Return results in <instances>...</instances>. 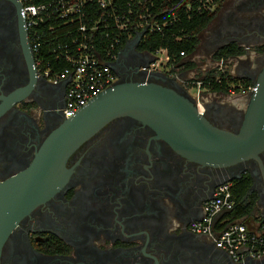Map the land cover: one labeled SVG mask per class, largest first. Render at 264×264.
Masks as SVG:
<instances>
[{"label": "flooded vegetation", "instance_id": "1", "mask_svg": "<svg viewBox=\"0 0 264 264\" xmlns=\"http://www.w3.org/2000/svg\"><path fill=\"white\" fill-rule=\"evenodd\" d=\"M23 20L21 0H0V181L27 169L52 134L72 126L62 112L66 85L42 77L36 53L23 45ZM200 36L194 53H208L218 62L214 69L235 61L229 91L203 88V112L214 124L237 130L253 93L249 86L264 68V0L223 3ZM225 47L241 52L217 59ZM149 58L139 47L121 55L116 83L142 79ZM162 72L152 79L172 84L165 75L175 74ZM195 81L175 88L184 92ZM260 158L203 164L177 152L142 120L114 117L70 151L51 178L57 189L16 221L1 264H239L191 225L204 216L219 183L242 177L251 179L243 220L248 226L263 222L264 150ZM244 264H264V258Z\"/></svg>", "mask_w": 264, "mask_h": 264}, {"label": "water", "instance_id": "2", "mask_svg": "<svg viewBox=\"0 0 264 264\" xmlns=\"http://www.w3.org/2000/svg\"><path fill=\"white\" fill-rule=\"evenodd\" d=\"M24 25L23 45L26 51H33ZM144 33L139 32L130 39L118 59L129 51H138ZM148 53L150 58L146 66L156 59L154 54ZM115 62L112 63L113 69ZM143 71L142 79L118 82L99 93L76 115L67 118L72 126L52 134L27 169L0 181V264L4 243L16 221L57 189V183L51 178L64 166L70 151L114 117L128 115L142 120L177 152L193 161L219 166H232L250 159L261 163L260 154L264 150V68L253 81L256 89L237 130L211 122L198 109L195 98L187 89L180 92L175 88L179 84L175 77L165 75L172 82L168 85L152 79L156 74H165L162 71ZM225 212L228 211L219 213L216 220Z\"/></svg>", "mask_w": 264, "mask_h": 264}, {"label": "built area", "instance_id": "3", "mask_svg": "<svg viewBox=\"0 0 264 264\" xmlns=\"http://www.w3.org/2000/svg\"><path fill=\"white\" fill-rule=\"evenodd\" d=\"M21 1L31 47L37 55L42 77L55 83H66L65 106L62 111L65 118L76 115L99 93L116 83L117 75L112 63L118 59L120 51L126 45L118 48L123 44L124 35H128V42L139 32L145 31L142 41L148 33L163 30L168 23L156 18L152 11V0L144 11L139 5L133 8L131 1L128 2V11L114 0H50L42 3H35L34 0ZM138 2L142 3V0ZM96 6L101 9L100 14L95 13ZM215 6V0H200L197 9L213 10ZM75 23H78L80 36L72 38L70 43H60V29L65 24ZM100 26L115 30L113 34L109 31L106 33L108 43L99 40ZM47 34L54 36L46 38ZM45 41L50 45L52 59H46L42 55ZM163 51L167 50L159 49L154 54L155 61L148 66L143 65L141 69L148 72L161 70L160 53ZM166 60H169L168 55ZM191 87H196V93L192 96L198 109L203 112L202 81H195ZM255 89L254 85L249 86V90ZM231 187V181L219 183L213 195L205 202L204 216L193 221L191 227L196 232L208 234L239 264L263 259L264 221L256 219L253 226L249 227L243 220L245 217L231 219L222 215L216 220L219 213L233 210L236 205Z\"/></svg>", "mask_w": 264, "mask_h": 264}, {"label": "trees", "instance_id": "4", "mask_svg": "<svg viewBox=\"0 0 264 264\" xmlns=\"http://www.w3.org/2000/svg\"><path fill=\"white\" fill-rule=\"evenodd\" d=\"M50 0H34L35 3L48 2ZM122 9L128 11V2H132V7L136 8L139 5L140 9H144L150 5L151 0L139 3V0H114ZM154 6L152 11L156 18L160 22L167 21V25L163 30L156 31L154 33H148L147 36L140 42L139 48L147 50L148 52L155 54L159 49L164 48L167 51L169 60L168 66H171L172 70H176L181 66H190L193 63L183 62V58L187 55L194 53L199 43V33L213 20L219 9L221 8L224 0H215L216 6L213 10L204 9L203 11L198 10L200 0H152ZM206 0H204L205 2ZM190 6V7H189ZM96 14H100L102 11L97 6L94 7ZM110 32L113 34L115 31L112 28H106L100 26L98 34L100 35L99 40H103L105 43L106 33ZM60 43H70L72 38L79 37L78 23L69 25L65 24L60 29ZM54 36V35H51ZM49 34L46 38L51 37ZM103 37V38H102ZM105 37V38H104ZM128 40V35H124L122 42L123 44L118 47H123ZM46 42V41H45ZM50 45L46 42L43 44L42 55L46 59H52V55L49 52ZM241 50L234 48L229 50L225 47L221 49L215 57L217 59H225L230 55L240 54ZM183 53V54H182ZM63 65V64H62ZM197 81H202V87L208 88L211 91L225 92L229 91L230 84L235 81L233 75L229 72L226 67L220 69H212L205 74V76L198 77ZM248 86V84H247ZM239 90V89H238ZM251 182L250 177H242L237 181H232V192L233 197L236 200L235 208L229 213L231 219L243 218L249 212V206L246 203L245 195L249 184Z\"/></svg>", "mask_w": 264, "mask_h": 264}, {"label": "rangeland", "instance_id": "5", "mask_svg": "<svg viewBox=\"0 0 264 264\" xmlns=\"http://www.w3.org/2000/svg\"><path fill=\"white\" fill-rule=\"evenodd\" d=\"M230 0H224V2L223 3H228ZM199 43L198 44H200L201 42H203V36L201 37L200 36V33H199ZM198 46V45H197ZM196 50V49H195ZM160 55H161V59H162V64H160L159 65V68L161 69V70H163V71H165V72H168L167 71V68H169L170 66H168L167 65V60H166V55H167V53L166 52H161L160 53ZM196 55V61L198 62V63H200V66L201 67H199V72L198 73H195L194 75H193V77H196V81H197V79H199L198 77H200V76H202L204 73H205V71H208V70H210V69H214V67L215 66H217V63L218 62H216V61H214L209 55H208V53H206L204 50H200L198 53H196L195 54ZM234 64H235V61H227L226 63H225V65H224V67H226L228 70H229V72L231 73V74H234V69H233V66H234ZM189 93L191 94V95H195V93H196V87H194V88H192V87H190L189 88ZM209 93V92H208ZM210 95L208 94V95H205L204 97L205 98H208ZM233 102H237L235 99H233L232 100Z\"/></svg>", "mask_w": 264, "mask_h": 264}, {"label": "crops", "instance_id": "6", "mask_svg": "<svg viewBox=\"0 0 264 264\" xmlns=\"http://www.w3.org/2000/svg\"><path fill=\"white\" fill-rule=\"evenodd\" d=\"M163 52H166V51H163ZM189 61L193 64L190 66H187V67L181 66V67L177 68L176 70H172L171 66L169 68H167L168 72L175 74L174 75V76H176L175 79L180 84H182L181 83L182 81H187V80L192 79L193 75L196 73L197 68L199 70V67H201L200 63H198L196 61L195 53H193L191 55H187L183 58V62H189ZM159 71H163V70H159ZM254 222L255 221L250 220V224H249L250 226L249 227H252Z\"/></svg>", "mask_w": 264, "mask_h": 264}]
</instances>
